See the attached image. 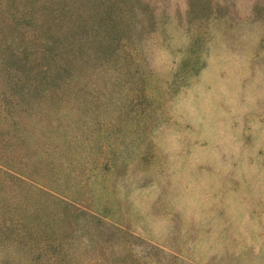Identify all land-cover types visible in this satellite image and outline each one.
<instances>
[{
	"label": "rangeland",
	"instance_id": "374dc122",
	"mask_svg": "<svg viewBox=\"0 0 264 264\" xmlns=\"http://www.w3.org/2000/svg\"><path fill=\"white\" fill-rule=\"evenodd\" d=\"M0 264H264V0H0Z\"/></svg>",
	"mask_w": 264,
	"mask_h": 264
}]
</instances>
